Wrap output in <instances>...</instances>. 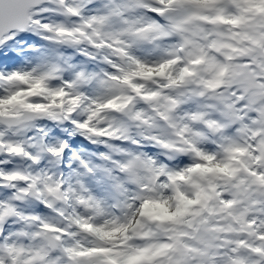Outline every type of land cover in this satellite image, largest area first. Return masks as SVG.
Segmentation results:
<instances>
[{"label":"snow or ice","instance_id":"1","mask_svg":"<svg viewBox=\"0 0 264 264\" xmlns=\"http://www.w3.org/2000/svg\"><path fill=\"white\" fill-rule=\"evenodd\" d=\"M0 264H264V0H0Z\"/></svg>","mask_w":264,"mask_h":264}]
</instances>
